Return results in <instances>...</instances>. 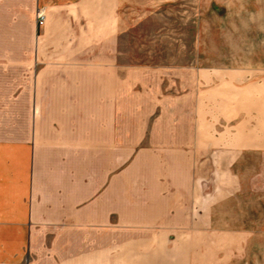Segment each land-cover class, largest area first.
Here are the masks:
<instances>
[{"label": "crops", "instance_id": "0c3cea01", "mask_svg": "<svg viewBox=\"0 0 264 264\" xmlns=\"http://www.w3.org/2000/svg\"><path fill=\"white\" fill-rule=\"evenodd\" d=\"M118 8L119 0H0V264H184L182 245L165 241L164 212L120 211L119 98L129 73L119 63ZM190 55L174 69L176 162H262L264 68L201 67ZM250 72L254 81L237 80L242 97L231 99V76ZM148 159L156 186L160 169ZM127 218L147 222L126 236Z\"/></svg>", "mask_w": 264, "mask_h": 264}, {"label": "rangeland", "instance_id": "374dc122", "mask_svg": "<svg viewBox=\"0 0 264 264\" xmlns=\"http://www.w3.org/2000/svg\"><path fill=\"white\" fill-rule=\"evenodd\" d=\"M261 1L119 0V63L129 73L119 98L120 211L164 212L165 241L182 245L184 264H264V157L245 154L228 170L217 155H200L192 170L191 155L181 165L174 153L175 65L190 64L194 52L201 67L264 68ZM255 76L232 75L229 97H242L237 80ZM148 158L160 169L156 186ZM145 220L120 219V232Z\"/></svg>", "mask_w": 264, "mask_h": 264}, {"label": "built area", "instance_id": "2783aa9c", "mask_svg": "<svg viewBox=\"0 0 264 264\" xmlns=\"http://www.w3.org/2000/svg\"><path fill=\"white\" fill-rule=\"evenodd\" d=\"M36 19H37V24L39 26L43 24V22L45 20V15H44V11L43 10H41V9L37 10Z\"/></svg>", "mask_w": 264, "mask_h": 264}]
</instances>
